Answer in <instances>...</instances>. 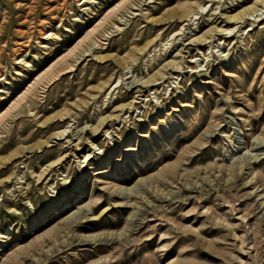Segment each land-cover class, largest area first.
<instances>
[{"label":"rangeland","instance_id":"rangeland-1","mask_svg":"<svg viewBox=\"0 0 264 264\" xmlns=\"http://www.w3.org/2000/svg\"><path fill=\"white\" fill-rule=\"evenodd\" d=\"M0 264H264V0H0Z\"/></svg>","mask_w":264,"mask_h":264},{"label":"bare ground","instance_id":"bare-ground-1","mask_svg":"<svg viewBox=\"0 0 264 264\" xmlns=\"http://www.w3.org/2000/svg\"><path fill=\"white\" fill-rule=\"evenodd\" d=\"M232 20V19H231Z\"/></svg>","mask_w":264,"mask_h":264}]
</instances>
